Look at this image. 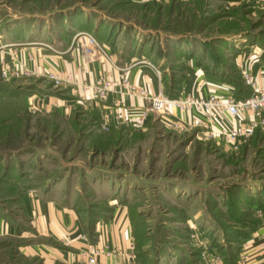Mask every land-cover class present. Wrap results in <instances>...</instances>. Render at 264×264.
<instances>
[{"label": "rangeland", "instance_id": "374dc122", "mask_svg": "<svg viewBox=\"0 0 264 264\" xmlns=\"http://www.w3.org/2000/svg\"><path fill=\"white\" fill-rule=\"evenodd\" d=\"M187 2L177 12H160L149 0H0V31L12 12L21 17L17 29L26 30L15 48L30 38L61 52L88 32L112 56L128 40L132 53L159 69L169 92L193 68L206 71L216 63L242 82L233 52L264 49V7L251 0ZM3 42L2 60L9 48ZM15 48L4 67L22 74L0 76V219L15 230L0 236V264H43L28 253L39 239L28 236L20 208L33 193L73 208L88 234L116 207L126 208L136 264L224 261L237 246L236 264L242 260L249 229L264 217L262 133L230 151L197 124L172 130L155 120L144 128L111 122L103 128V112L70 91L75 83L24 74L31 69L15 66Z\"/></svg>", "mask_w": 264, "mask_h": 264}, {"label": "crops", "instance_id": "0c3cea01", "mask_svg": "<svg viewBox=\"0 0 264 264\" xmlns=\"http://www.w3.org/2000/svg\"><path fill=\"white\" fill-rule=\"evenodd\" d=\"M154 5H157V9L164 10L167 7L168 12H177L176 7L187 0H149ZM191 3L193 0H188ZM197 1V0H196ZM10 14V13H9ZM18 14V13H17ZM28 18H39L38 14H26ZM10 24L1 29L0 38L4 39L3 44L9 46L7 49L11 51L14 49V40L26 36L25 29H17L20 21V15L13 14L11 12ZM8 23V21H7ZM32 33V32H29ZM28 36V35H27ZM29 42L25 43L23 47L15 48L14 54L16 58H13V63L18 65H25L35 72V74H44L47 71H68L74 76V87H70L71 92L80 93L83 101H89L86 103L87 107L97 108L99 113L104 115L111 113L113 110V102L118 97L124 101L126 107H143V101L140 98L129 96L126 94L120 95L113 93L106 102L91 101L82 92L83 83H92L100 75H104L108 78L117 77V71L112 67L109 61H93L87 62L83 59L79 50L65 49L60 51H48L41 49L30 38ZM230 43V42H229ZM129 41L122 39L117 43L121 46L115 54H112L111 59L117 63L125 65L124 68L130 75L132 82L138 85H144V83L150 78L151 81L147 82V88L151 94L165 93L164 82L161 74L158 76L151 65V63L145 56L141 54L135 55L130 48L127 47ZM18 45V44H16ZM236 45V44H235ZM12 48H11V47ZM132 47V46H131ZM246 48V47H245ZM239 49L237 52H233L236 56L234 60V67L239 72L242 78V84L250 89V95L255 91L264 90V49L262 47L253 46L249 48ZM2 50L3 61L7 62L10 66L12 63L10 60L11 52ZM206 52V51H205ZM204 52V53H205ZM10 54V55H9ZM113 57V58H112ZM247 71L253 85H247L241 74V70ZM208 71L202 70L198 67L193 68L188 75V79L182 86L180 94H192L207 96L210 92L215 91L217 93L231 92L235 97V88L228 82L213 79L209 77ZM84 94V95H83ZM77 102V101H76ZM82 103V100H78ZM198 114L194 112H180L176 114L177 119H181L186 122L188 128L195 126L194 122ZM248 112H243L237 117H230L228 115H222L220 119L229 126H238L244 119L249 118ZM158 121L155 117H150L147 120V126L154 121ZM159 122V121H158ZM153 124V123H152ZM186 127V128H187ZM22 213L26 216L30 231L28 236L30 238L38 237V241H33L30 244V255H38L42 259L43 264H88L87 257L83 256L81 252L89 247H95L100 249L103 246L109 248H116L119 250L117 256H107L100 254L96 257L95 264H125L128 254H135L131 247H134L135 238L132 233V224L130 218L127 216L126 208L123 206L116 207L113 211V215L108 219H100L99 222H95L93 225L92 233L88 234L85 231L86 223L81 221L71 207H65L55 199H42L36 193L25 194L24 200L21 204ZM7 222V223H6ZM12 235L15 233L13 226L8 224V221L0 219V236L2 234ZM264 237V217L258 228H256L247 238L242 251L248 255V260L252 264H261L264 260V253L258 248V244ZM211 256V255H210ZM202 264H223V261L218 257L215 260L205 261Z\"/></svg>", "mask_w": 264, "mask_h": 264}, {"label": "built area", "instance_id": "2783aa9c", "mask_svg": "<svg viewBox=\"0 0 264 264\" xmlns=\"http://www.w3.org/2000/svg\"><path fill=\"white\" fill-rule=\"evenodd\" d=\"M264 7V0H251ZM75 49L79 50L85 61H109L112 67L117 71V77L108 78L104 75L97 77L92 83H83L82 92L88 99L99 102H106L113 93L120 95L126 94L143 101V107H126L121 97L113 102V110L103 115L102 127L107 128L108 123L128 124L133 123L136 127H146V122L150 117H155L159 123H163L166 128L172 130L183 129L186 122L177 119L176 114L180 112H196L195 119L197 125L205 129V134L219 138L227 149L237 151L240 146L256 131L264 134V90H255L251 95L243 99H236L231 92L217 93L210 92L207 96L203 95H179L177 98H171L165 93L151 94L147 88V82L144 85H138L131 81L130 75L124 67L119 66L115 60L111 59L103 43H100L91 33L84 32L75 40ZM4 62L0 59L2 78L18 77L22 74L19 67L6 70ZM155 73L160 76L156 66L149 63ZM17 66V65H15ZM245 84L253 85L250 74L244 69L241 70ZM26 75L35 74L33 70L25 71ZM51 78L54 84L74 83V76L71 72L47 71L42 74ZM243 112L250 114L249 118L244 119L238 126H229L220 119L222 115L237 117ZM110 114V115H109ZM258 248L264 253V237L258 244ZM133 250V247H131ZM119 250L103 246L100 249L89 246L81 254L87 257L88 264H95L96 257L100 254L107 256H117ZM135 254H128L125 264H136ZM212 261V258H208ZM238 264H252L248 260V255L244 254ZM261 264H264V260Z\"/></svg>", "mask_w": 264, "mask_h": 264}, {"label": "trees", "instance_id": "16d2710c", "mask_svg": "<svg viewBox=\"0 0 264 264\" xmlns=\"http://www.w3.org/2000/svg\"><path fill=\"white\" fill-rule=\"evenodd\" d=\"M177 51L179 52V53H181V52H183L182 50H180V49H178L177 48ZM183 55H184V53H182ZM216 63V62H215ZM217 65H218V67L216 68V67H212V68H208V69H206V71H208L209 72V74H210V78H213V79H217V80H221V81H223V82H228V83H230L234 88H235V98L236 99H243V98H245V97H248L249 95H250V89L248 88V87H245L243 84H242V82H238V81H236L235 80V77L234 76H232V75H230V73H225V72H222L221 70H220V68H222V66L220 65V64H218V63H216ZM158 69V68H157ZM158 71H159V69H158ZM235 71H236V69H235ZM162 77V76H161ZM187 79H188V75L184 78V80H182L181 81V85L179 84L178 85V87L177 88H172V87H170V92L168 91V90H166L165 89V83H164V90H165V94L167 95V96H169V97H171V98H177L179 95H181L180 94V91H181V88H182V86L185 84V82L187 81ZM163 80V79H162ZM163 82H164V80H163ZM259 132L258 131H256L255 133H254V135H253V137L252 138H255V137H257V136H259ZM262 135H264V134H262ZM262 198L264 199V195H262ZM130 222H131V220H130ZM260 223L261 222H258L257 224H256V226H254V227H251L250 229H249V233H247V237H249L250 236V234L256 229V228H258V226L260 225ZM131 224H132V222H131ZM85 228H86V226H85ZM90 230H91V228H89ZM89 230V231H90ZM132 233H133V231H132ZM90 234V233H89ZM134 235V234H133ZM227 238L229 239V236H227ZM232 241V240H231ZM230 241V242H231ZM239 245H240V243H239ZM239 248V246H237V248L235 249V250H233V252L230 254V255H227V258L225 257V259H224V261H223V264H236L237 263V256H236V254H234L235 252L237 253L238 252V249ZM232 251V250H231ZM137 252V251H136ZM238 254V253H237ZM138 258H139V255H138ZM230 258V259H229Z\"/></svg>", "mask_w": 264, "mask_h": 264}]
</instances>
